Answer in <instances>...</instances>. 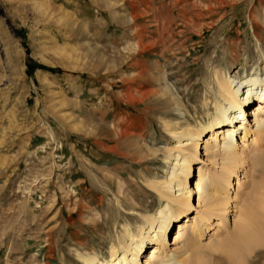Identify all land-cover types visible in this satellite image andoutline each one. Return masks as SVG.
Instances as JSON below:
<instances>
[{"label":"rangeland","instance_id":"1","mask_svg":"<svg viewBox=\"0 0 264 264\" xmlns=\"http://www.w3.org/2000/svg\"><path fill=\"white\" fill-rule=\"evenodd\" d=\"M148 8L169 14L170 31L181 49H169L160 58L162 47L140 50L133 56L140 65L133 68L131 44L144 38ZM250 12L264 40V0H0V264H85L79 253L93 252L110 259V247L124 229L131 204L150 205L152 212L161 204L148 183L165 179L174 155H191V188L201 171L222 169L219 146L206 143L211 133L198 151L190 145L181 151L190 141L178 144L165 123L181 132L186 123L208 121L204 104L215 93V69L224 68L237 79L258 68L264 71V47H253L257 39L247 30L237 32L239 24L250 29ZM232 43L238 45L240 61H229ZM148 59L160 66L163 82L156 87L170 89L165 107L144 102ZM210 105L213 111L214 103ZM249 118L254 124V116ZM100 121L110 131L119 122V133L127 134L131 146L125 140L120 149L110 150L116 140L106 137L97 144L85 136L98 134ZM125 152L135 153V158ZM247 160L239 168L244 202L261 179L255 168L249 170L252 160ZM119 181L131 191L125 192L129 205L123 201V207ZM235 182L236 177L232 202L238 191ZM196 190L191 219L205 207ZM74 201L81 204L77 210ZM230 217L231 233L225 230L220 239L233 233ZM215 219L204 245L218 240L213 234L220 219ZM49 238L51 250L39 254ZM167 242L171 249L183 244L173 231ZM256 253L250 260L264 264V247Z\"/></svg>","mask_w":264,"mask_h":264},{"label":"bare ground","instance_id":"2","mask_svg":"<svg viewBox=\"0 0 264 264\" xmlns=\"http://www.w3.org/2000/svg\"><path fill=\"white\" fill-rule=\"evenodd\" d=\"M161 12L162 10L158 11L153 8L147 10L144 38H141L143 40H140L138 43L131 44L132 51L130 50L131 54L129 57L133 68L140 65V62L133 58L134 54L140 50L142 52H149L162 47L161 52L159 51L158 58H160L169 49H181L177 37L170 31V26L168 25L170 20L169 14ZM152 17L157 22L155 26L154 24L152 25ZM249 17L250 29L248 30L246 26L239 24L238 27L236 26L237 32L241 35L243 31L247 30V34L255 35L257 43L255 42L253 47L256 46L258 49H262L264 47V40L258 33L259 23L256 20L257 18L255 19L251 12L249 13ZM232 46L233 57L229 61H240L237 52L238 45L233 44ZM196 53L197 51H193L191 54ZM249 53H252V51ZM188 55L190 54L188 53ZM169 56H172V54ZM145 63L147 65L143 69V73L145 72L144 86L147 89L143 93L144 102L148 101V104L152 102L164 105L165 107L170 102V89L166 87L165 90H161V88L156 87L157 85L160 86L163 82V78L159 75L160 70L158 68L160 66L158 67L157 62L152 63L149 59ZM228 74L229 72L227 73L224 68L214 70L213 76L216 81L215 93L210 97L211 102L214 103V110H211V102H207L208 100L204 104V108L209 111L207 122L199 121L195 125L186 123L181 132L176 131L171 122L165 123L166 130L175 135L178 144L182 145L184 141L187 143L190 141L189 144L180 147L181 151L188 150V146L186 149L184 147L186 145H190L189 149L195 147L198 151L200 141L208 133H211L206 143L211 148L219 146V150H221L220 154L224 160L222 169L218 172L208 173L201 171L195 187L191 188L189 185L191 183L190 174L192 171L191 155L183 153L174 155L175 163L165 179L157 180L153 178L149 180L148 186L159 195L160 200L162 199L161 204L156 208L155 212L149 209L150 205L142 208V205L139 203V208H142L141 212L139 211L141 208L139 209L136 204H131L132 209L125 216L124 229L117 235V243H113L110 247V259H100L99 254L96 252L89 253L88 255L79 253V258L85 264H144V260H142L144 257L145 264H254L250 258L257 252L259 247H264V71L259 68L255 69L251 74H247L241 79H237L235 76H228ZM137 75L140 76L139 73ZM177 101L179 100H175L176 103H178ZM252 103H257V107L253 108ZM252 115L254 116V124L250 122L249 118ZM246 119L248 120V124H246ZM238 121L240 122L238 123ZM234 122L238 123V125L234 124ZM84 124L86 125L84 128L88 131L90 128L88 129L87 126L89 127V125L85 122ZM113 128L114 130L110 131L101 122L98 134H85V136L97 140V144L106 137L112 138L117 141V145L114 148H110V150L117 151L121 147L120 143L127 140V134L119 133V122L113 123ZM240 129L243 130L241 136L240 133L238 135ZM123 135L126 136L122 137ZM221 135L222 137H220ZM252 136L253 138L250 141V137ZM240 140L243 145L239 143ZM212 141L215 142V144L213 143L214 145ZM127 144L131 146L132 142L128 141ZM124 155L132 159L135 158V153L130 154L129 152H125ZM194 156L195 159H198L197 154ZM246 160H252L249 163L250 171L255 168V171L261 174L260 182L258 181L253 186L252 197L248 202L242 200V194L239 192L244 185L241 181L239 168ZM246 173L250 172L246 171ZM108 177H112L111 174ZM235 177V183H238V191L232 202L230 200L233 196L230 195V190L232 185H234ZM121 183L120 181L118 183V193L121 196H118L120 199L118 202L123 207L125 205L123 201H126L128 189H124L123 183ZM194 189L200 191L199 200L202 199L205 207H203V210L197 211L196 216L191 219L188 216L194 207L192 202ZM71 199L73 200L72 196L69 200ZM57 201L58 199L56 198L53 200V203L56 204ZM74 202L77 210L81 204L77 201ZM126 205H129V203L127 202ZM230 215L234 217L233 233L225 239H220L219 236L223 237L225 235L223 233L227 230L229 224L227 222H230L231 219ZM184 217L187 220H182ZM216 217L220 221L218 229L213 236L218 238V240L204 245L202 239L211 228ZM132 219L135 221V227L132 225L134 224L131 221ZM172 231L175 233V239L178 243H183L176 249H171L167 242ZM226 233L231 232L228 229ZM47 240V244L44 243V246L39 247V254L46 249L51 250V239ZM205 247H209V249L206 251Z\"/></svg>","mask_w":264,"mask_h":264}]
</instances>
